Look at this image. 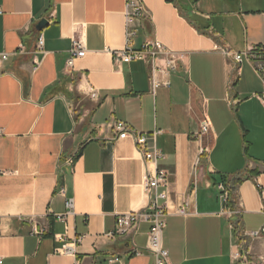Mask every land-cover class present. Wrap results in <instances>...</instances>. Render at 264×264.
Segmentation results:
<instances>
[{"label": "crops", "instance_id": "1", "mask_svg": "<svg viewBox=\"0 0 264 264\" xmlns=\"http://www.w3.org/2000/svg\"><path fill=\"white\" fill-rule=\"evenodd\" d=\"M143 1L149 15L134 21L132 48L160 41L176 53L174 69L166 57L114 59L127 46L126 0H0V55L9 57L0 64L2 264H155L150 224L103 237L118 215L150 202L152 166L131 137L119 139L117 122L157 134L171 264H264V237L244 235L264 227V57L231 58L264 50V0ZM74 40L87 55L69 69ZM219 184L239 214L223 215ZM35 228L46 232L32 236ZM65 245L75 255L60 254Z\"/></svg>", "mask_w": 264, "mask_h": 264}, {"label": "built area", "instance_id": "2", "mask_svg": "<svg viewBox=\"0 0 264 264\" xmlns=\"http://www.w3.org/2000/svg\"><path fill=\"white\" fill-rule=\"evenodd\" d=\"M126 23H127V46L124 50L121 51H112V55L117 62L122 64H128L134 61L137 62H145V63H153L155 60L159 59V57H166L168 59L169 67L176 68L175 63L177 61L176 53L170 51L165 45H163L160 41L147 42L138 50L132 48L133 41L136 39V35L138 32V28L135 27L134 21L141 20L142 18H146L149 15L148 7H146L143 0H126ZM3 12L0 9V14ZM45 41L42 37L38 39V52L43 51ZM70 58L67 61V67L72 69L74 66V62L77 59L84 58L86 54V48L83 42L79 40H74L72 50L70 51ZM227 55L231 56L227 53ZM264 57V50L253 49L248 53H238L234 56H231L233 63L236 65H241L245 61H257L261 60ZM8 55H0V64L6 62L8 59ZM256 69L260 74H264V63L260 65H256ZM158 68H154L151 76L152 89L157 90L159 87L163 85V83L158 82L156 80V73H159ZM115 130H117L120 135L119 139H128L132 138L135 142V145L138 147V151L143 160H145L146 165L152 166V171L147 172V177L144 182L143 188L150 198V202L146 209L140 211H133L127 214H120L117 217V225L114 231L105 234L103 237L108 240H116L121 237L131 236L137 233L140 230V227L144 224H150L149 229V240H148V251H150L156 258L155 264H171L169 262V251L164 246V230L167 226V221L165 220L167 216V209L163 205H159L160 201L167 200L168 198V190H166L169 182V174L166 170L160 169L159 164L163 160V154L159 151L156 144V136L157 134H138L133 133L127 129V126L122 122H117L115 124ZM210 131V127L206 122L203 123L202 130L200 132V136L206 135ZM207 149H202L201 156L207 154ZM218 188L220 190V199L222 203H224L223 215H234L239 214L237 210L231 208L230 203V191L226 187L225 184H219ZM163 190V191H162ZM61 194L65 195V190L62 189L60 191ZM66 207L69 210L68 215L73 212V200L68 201L66 203ZM179 213L184 214V208H181ZM58 220H65V216H58ZM46 230L44 228L37 229L35 228L32 232V236L42 237ZM245 237L249 239H256L264 237V227L253 232L251 234H244ZM57 239L65 240L63 236H57ZM60 254H68L75 255L76 253V245L70 246L65 245L60 250H58ZM235 260L246 261V257L243 253L237 252L234 255ZM3 261L0 258V264Z\"/></svg>", "mask_w": 264, "mask_h": 264}, {"label": "water", "instance_id": "3", "mask_svg": "<svg viewBox=\"0 0 264 264\" xmlns=\"http://www.w3.org/2000/svg\"><path fill=\"white\" fill-rule=\"evenodd\" d=\"M45 24H47L46 21H42V22L39 24V25H40L39 27H40V28H41V27H44Z\"/></svg>", "mask_w": 264, "mask_h": 264}]
</instances>
